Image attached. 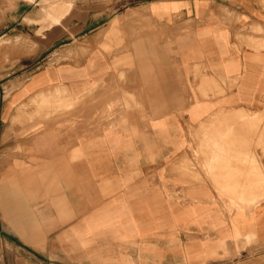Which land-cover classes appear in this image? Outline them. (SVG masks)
<instances>
[{"label": "crops", "instance_id": "obj_1", "mask_svg": "<svg viewBox=\"0 0 264 264\" xmlns=\"http://www.w3.org/2000/svg\"><path fill=\"white\" fill-rule=\"evenodd\" d=\"M2 41L0 264H264V0H0Z\"/></svg>", "mask_w": 264, "mask_h": 264}, {"label": "rangeland", "instance_id": "obj_2", "mask_svg": "<svg viewBox=\"0 0 264 264\" xmlns=\"http://www.w3.org/2000/svg\"><path fill=\"white\" fill-rule=\"evenodd\" d=\"M6 46H7V42L6 41H2V42H0V48H6ZM209 138V137H208ZM211 139V138H210ZM211 145V146H210ZM212 145H213V143H209V146L207 147V149H212L213 147H212Z\"/></svg>", "mask_w": 264, "mask_h": 264}, {"label": "bare ground", "instance_id": "obj_3", "mask_svg": "<svg viewBox=\"0 0 264 264\" xmlns=\"http://www.w3.org/2000/svg\"><path fill=\"white\" fill-rule=\"evenodd\" d=\"M57 99H58V98H57ZM59 102H60V101H59ZM22 112H24V111H22ZM16 114H17V113H16ZM204 124H206V123H204ZM204 124H203V125H204ZM197 130H198V128H197ZM203 145H204V144H203ZM203 147H204V146H203Z\"/></svg>", "mask_w": 264, "mask_h": 264}]
</instances>
